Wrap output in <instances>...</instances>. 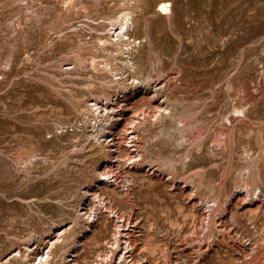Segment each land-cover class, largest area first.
I'll return each instance as SVG.
<instances>
[{"label":"rangeland","instance_id":"374dc122","mask_svg":"<svg viewBox=\"0 0 264 264\" xmlns=\"http://www.w3.org/2000/svg\"><path fill=\"white\" fill-rule=\"evenodd\" d=\"M102 90L132 170L81 108ZM123 227L132 264H264V0H0V264H123Z\"/></svg>","mask_w":264,"mask_h":264},{"label":"bare ground","instance_id":"6f19581e","mask_svg":"<svg viewBox=\"0 0 264 264\" xmlns=\"http://www.w3.org/2000/svg\"><path fill=\"white\" fill-rule=\"evenodd\" d=\"M121 13L122 14L120 16H117V17H119V18H117V20H114L115 18L113 20H111L112 28L114 29V32H116L115 33V35H116L115 37H117L116 38V41L117 40H121V41L123 40V37H124V35L127 34L128 29H129V26H130V23L128 21H130V19L132 18L131 16L128 17L129 16V13L128 12H121ZM107 41H106V39H104V40H102V43L99 44V45L101 46V49H103L105 51V53H107L108 55H110V57H108V59L109 58L111 59L112 58L111 56H114L115 54H121V55H123L125 52H128V50H125L123 46H117L115 48V50L113 49L114 51H112L111 48L110 49L108 48V44L109 43H107ZM135 42H138L137 39L133 43L136 44ZM123 43L126 46V48H128V45L130 46V42L129 41H124ZM125 58H126V56H125ZM99 62L100 61H97L96 58H94V57H92L90 59V63L92 64V67L94 69H96V70L99 69V67H98ZM106 65L107 64L103 65L102 66V69L105 68V69H107L108 72L109 71L111 72L112 69H111L110 63L108 64V67H106ZM100 68H101V66H100ZM97 93H93L94 95L95 94L96 95L94 97L89 98V100H92L90 102V105L89 106H87V105L85 106V104H83L81 106V108H85L86 109V111H85L86 113L87 112H91L92 113L93 110L94 111H97L96 116L94 117V115H93V117H92L93 123L91 124V126H92L91 132H93L95 134V136L97 137V140L99 141V143H101V146H103V143H105L104 146L108 148L107 149V152H106L107 158H105L107 161L109 160L112 164H114V163L117 164V163H121L122 162L123 168L125 170H132L133 168H135V165H133V163H132V159L134 157L133 154H134V151L136 150L135 149V139L133 137H131L132 135L129 136V133L130 132H128V134H126L125 135L126 137H124V138L126 139L127 142H130V144L129 143H126V142H125V144H121L122 142L121 143H118L116 141H119V140H117V137L119 135V131H118V129H115V128H117V125L118 126L119 125L120 126H124V123L128 119V115L127 114L130 111L131 105L128 104V101H126L127 94L126 93H123V94L121 93L122 94V95H120L121 96V99H118V96H115L116 94H114L113 92L103 91L100 94L99 93L97 94ZM150 97H152V96H150ZM101 98L104 99L103 100L104 103H102V101H101V103L98 102ZM136 99H135V101H136ZM152 99H150V100H152ZM148 100H149V98H148ZM119 101H122L123 102V104H122L121 107H118V105H116L118 108L115 107V106H113L114 103H116V102L118 103ZM93 107H94V109H93ZM104 113H105V115H104ZM86 120L87 119L85 118L84 121L86 122ZM102 121L106 122L107 124L106 123H104V125L101 124ZM120 131H121V129H120ZM119 138H120V136H119ZM120 139L123 140V137L120 138ZM123 142H124V140H123ZM111 147H115L116 149H112ZM124 155H126V158L125 159H122L121 158V160H120V157L121 156L124 157ZM104 169L105 168L103 166V168L100 170V172H98V174H100L101 178H103L104 180L101 181V183L98 184L96 187H99L100 188V187L105 186V184H107L106 178L109 176V172H107ZM146 169H145L146 172H149V173L154 172V171L150 170V168L148 170H146ZM112 176L115 177V175H112ZM112 176H110V177H112ZM114 179H116V178H114ZM79 209H80V206H79ZM115 217H117V216H115ZM117 221L121 222L122 220H117ZM119 225L123 226L120 223H119ZM132 230L133 229H128V228L123 227L118 232V233L122 232L121 235H123V238L126 237V240L124 239V241H123V243L126 244V247H127V245H128V247L130 246V249L124 247L123 251L121 252V254H122L121 256H123V260L125 261V263H123V264H127V262L128 263L130 262L131 264L133 263V250H132V246H131V243H130V237L133 236ZM116 237H117L116 240L118 242V236H116ZM131 240H133V239H131ZM75 244H76V242L74 241V244L72 245V247H74L75 249L74 250L72 249V257H67L66 256L67 258L65 260H68V262H69L68 264H73L74 259L76 258L75 256H77V253H75V252H77V248L78 247H75ZM80 245H81V243H80ZM109 245L110 244H108V246ZM116 248L113 249V250H116ZM121 262H122V260H121Z\"/></svg>","mask_w":264,"mask_h":264},{"label":"built area","instance_id":"2783aa9c","mask_svg":"<svg viewBox=\"0 0 264 264\" xmlns=\"http://www.w3.org/2000/svg\"><path fill=\"white\" fill-rule=\"evenodd\" d=\"M113 180V179H112Z\"/></svg>","mask_w":264,"mask_h":264}]
</instances>
